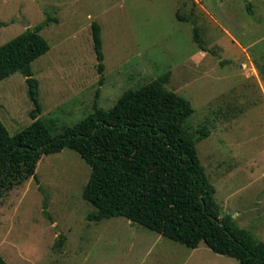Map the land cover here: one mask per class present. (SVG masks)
Wrapping results in <instances>:
<instances>
[{
	"label": "rangeland",
	"instance_id": "obj_1",
	"mask_svg": "<svg viewBox=\"0 0 264 264\" xmlns=\"http://www.w3.org/2000/svg\"><path fill=\"white\" fill-rule=\"evenodd\" d=\"M177 11L195 18L215 55L198 48ZM46 20L39 34L49 51L31 72L37 118L51 135L80 122L94 102L109 110L126 90L168 74L163 88L193 108L189 132L209 131L195 147L222 214L264 242V77L254 66H264V0H0V46L27 30L22 22L34 29ZM35 109L21 73L0 82V120L10 135L32 123ZM35 175L0 201L7 264H239L123 217L88 221L94 208L82 191L90 168L72 150L43 155Z\"/></svg>",
	"mask_w": 264,
	"mask_h": 264
},
{
	"label": "trees",
	"instance_id": "obj_2",
	"mask_svg": "<svg viewBox=\"0 0 264 264\" xmlns=\"http://www.w3.org/2000/svg\"><path fill=\"white\" fill-rule=\"evenodd\" d=\"M179 21L193 25V41L204 52L196 20L177 11ZM48 21L27 29L0 46V82L15 73L26 78L36 109L32 123L10 135L0 120V201L30 178L43 155L74 151L89 166L82 198L94 211L90 222L123 217L190 249L204 243L213 253L239 264H264V242L222 214L214 199L195 144L209 131L187 129L193 114L183 97L163 88L168 74L126 90L109 110L93 104V111L71 128L53 136L38 119V83L31 64L49 51L39 34ZM97 60L102 61L100 27L92 24ZM98 71H103L102 63ZM101 83V80H100ZM60 243H58L59 245ZM0 264H7L0 256Z\"/></svg>",
	"mask_w": 264,
	"mask_h": 264
},
{
	"label": "water",
	"instance_id": "obj_3",
	"mask_svg": "<svg viewBox=\"0 0 264 264\" xmlns=\"http://www.w3.org/2000/svg\"><path fill=\"white\" fill-rule=\"evenodd\" d=\"M180 1V3H186V2H188V0H179ZM26 29H29V24H27V23H25V22H22L21 23ZM254 66H255V68L257 69V71L260 73V75L261 76H263L264 77V66H260V65H258V64H256V63H254ZM132 223V222H131Z\"/></svg>",
	"mask_w": 264,
	"mask_h": 264
},
{
	"label": "crops",
	"instance_id": "obj_4",
	"mask_svg": "<svg viewBox=\"0 0 264 264\" xmlns=\"http://www.w3.org/2000/svg\"><path fill=\"white\" fill-rule=\"evenodd\" d=\"M193 250H195V249H193Z\"/></svg>",
	"mask_w": 264,
	"mask_h": 264
}]
</instances>
